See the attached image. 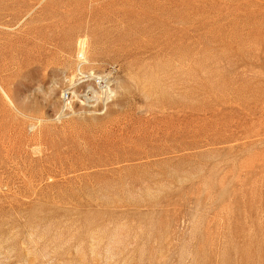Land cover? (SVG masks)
<instances>
[{
  "label": "rangeland",
  "instance_id": "obj_1",
  "mask_svg": "<svg viewBox=\"0 0 264 264\" xmlns=\"http://www.w3.org/2000/svg\"><path fill=\"white\" fill-rule=\"evenodd\" d=\"M0 264H264V0H0Z\"/></svg>",
  "mask_w": 264,
  "mask_h": 264
},
{
  "label": "bare ground",
  "instance_id": "obj_2",
  "mask_svg": "<svg viewBox=\"0 0 264 264\" xmlns=\"http://www.w3.org/2000/svg\"><path fill=\"white\" fill-rule=\"evenodd\" d=\"M88 76H90V75H88ZM82 77H84V76H82ZM94 80H95L96 85L93 84V83H90L89 85H87L89 83L88 79L81 82L82 85H80V87H79L80 88L81 97H83L84 101L85 100L86 101L87 100H91V99L93 101V98H97V97L101 98L102 96H105L107 98V100H108V98L110 97L109 94H110V91H111V87H110V85L108 83L109 82L108 79L107 78H97V79H94ZM85 83H87V84H85ZM73 93L75 95V93H77V91L74 90ZM63 96H65V95H63ZM70 97H69V99H71ZM94 101H95V99H94ZM104 101H105V99H104ZM84 103H86V102H84Z\"/></svg>",
  "mask_w": 264,
  "mask_h": 264
}]
</instances>
